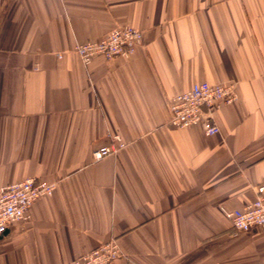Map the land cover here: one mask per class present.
<instances>
[{"label":"crops","instance_id":"0c3cea01","mask_svg":"<svg viewBox=\"0 0 264 264\" xmlns=\"http://www.w3.org/2000/svg\"><path fill=\"white\" fill-rule=\"evenodd\" d=\"M131 26L127 59L75 45ZM235 85L220 133L169 124L193 84ZM114 136L115 155L94 159ZM54 193L0 238V264H67L115 241V264H264V230L222 208L264 185V0H0V186Z\"/></svg>","mask_w":264,"mask_h":264},{"label":"built area","instance_id":"2783aa9c","mask_svg":"<svg viewBox=\"0 0 264 264\" xmlns=\"http://www.w3.org/2000/svg\"><path fill=\"white\" fill-rule=\"evenodd\" d=\"M141 42V32L131 26H121L97 42L75 45L73 51L86 67L96 55H102L105 59H127ZM236 100L237 93L232 83H195L189 90L169 100V124L178 129L199 126L206 136L218 135L220 129L214 122V114ZM123 147L121 139L114 136L108 146L95 150L93 157L101 159L115 155ZM54 191V184L35 178L0 186V238L13 224L28 223L32 205L41 198L51 196ZM222 213L230 221L235 235L264 230V185L255 188L252 203L231 211L222 208ZM121 257L115 241H110L67 264H115Z\"/></svg>","mask_w":264,"mask_h":264}]
</instances>
